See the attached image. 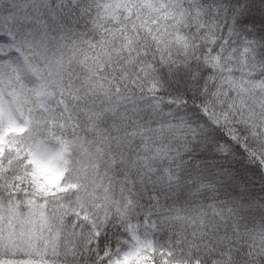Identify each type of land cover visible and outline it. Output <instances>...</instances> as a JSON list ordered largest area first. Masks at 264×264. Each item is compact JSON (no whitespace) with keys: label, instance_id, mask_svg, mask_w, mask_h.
<instances>
[{"label":"snow or ice","instance_id":"obj_1","mask_svg":"<svg viewBox=\"0 0 264 264\" xmlns=\"http://www.w3.org/2000/svg\"><path fill=\"white\" fill-rule=\"evenodd\" d=\"M0 31V264H264V0H9Z\"/></svg>","mask_w":264,"mask_h":264},{"label":"trees","instance_id":"obj_2","mask_svg":"<svg viewBox=\"0 0 264 264\" xmlns=\"http://www.w3.org/2000/svg\"><path fill=\"white\" fill-rule=\"evenodd\" d=\"M8 2L9 0H0V10H3L4 7L8 4ZM7 39H8V36L4 32L0 31V42H4ZM250 166L255 167V165H250Z\"/></svg>","mask_w":264,"mask_h":264}]
</instances>
